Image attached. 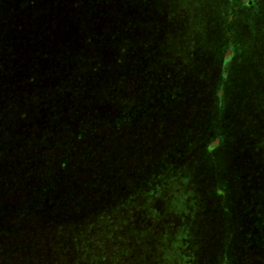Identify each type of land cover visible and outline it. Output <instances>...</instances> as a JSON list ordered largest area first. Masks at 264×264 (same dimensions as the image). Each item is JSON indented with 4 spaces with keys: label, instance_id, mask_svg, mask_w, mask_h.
<instances>
[{
    "label": "trees",
    "instance_id": "16d2710c",
    "mask_svg": "<svg viewBox=\"0 0 264 264\" xmlns=\"http://www.w3.org/2000/svg\"><path fill=\"white\" fill-rule=\"evenodd\" d=\"M234 1L0 0V264H264V98L209 78Z\"/></svg>",
    "mask_w": 264,
    "mask_h": 264
},
{
    "label": "rangeland",
    "instance_id": "374dc122",
    "mask_svg": "<svg viewBox=\"0 0 264 264\" xmlns=\"http://www.w3.org/2000/svg\"><path fill=\"white\" fill-rule=\"evenodd\" d=\"M251 6L253 9H250V11L249 8L245 6V0H235L230 6L223 9L221 11L222 13L219 14L220 16H217L215 20L213 32L219 36L223 34L225 42L224 44L221 43V45L220 43H214V47L212 48L216 50H227L229 47L231 48L225 54V58L229 61L222 64L223 59H215L209 74V78L218 80L217 88L222 91L218 93L219 98L216 99V108L218 109L221 106L220 98L222 97L223 100L229 98L232 94V90L236 86L243 88L247 87L248 91L257 98H264V0H253ZM250 13L254 14L250 15ZM224 16H226L225 19ZM230 16L231 18H229ZM201 34L203 35V33ZM229 39L233 42L231 46L226 44ZM202 40L203 37L200 38V41ZM220 78L224 79L221 80ZM234 95L239 96V92H235ZM247 126L252 127L255 126V124L251 122ZM218 165L224 169V165L220 161H218ZM179 199V195H177V207H181V201ZM204 201L205 203L202 204V209L204 211H208L210 214L214 215L217 212H221L219 208H216V203L210 200ZM147 208L149 209L148 211L153 212L162 210L160 204L153 203H147ZM209 225L211 227L215 226V222L211 218L209 219ZM214 236L215 235H211V237ZM204 242L205 244L196 242L195 248L202 244L201 248L197 251L195 250V252H192V250L189 252L188 256L193 258V264H203V258L198 257L200 251L201 254L209 256L212 259L209 252L213 248L219 246L220 253L217 255V258L214 259V264H233L231 255L229 254L232 253V249L227 238L224 239V247L227 249L224 251L222 250V245L219 240L213 239L210 241V239H208ZM230 249L231 251H229ZM232 255L236 256L234 252ZM223 260H226V263H224ZM178 263H184L183 256L178 258Z\"/></svg>",
    "mask_w": 264,
    "mask_h": 264
}]
</instances>
